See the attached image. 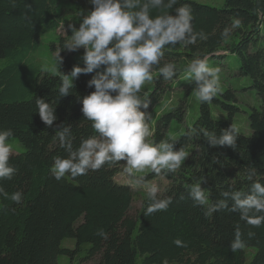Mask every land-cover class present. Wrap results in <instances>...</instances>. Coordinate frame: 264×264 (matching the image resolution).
I'll list each match as a JSON object with an SVG mask.
<instances>
[{
	"label": "trees",
	"instance_id": "16d2710c",
	"mask_svg": "<svg viewBox=\"0 0 264 264\" xmlns=\"http://www.w3.org/2000/svg\"><path fill=\"white\" fill-rule=\"evenodd\" d=\"M66 1L83 12L93 7L89 0ZM60 3L0 0V58L8 60L0 66V130L12 129L9 140L18 138L26 148L10 158L16 174L0 181L8 193H23L20 204L0 197V264H58L59 255L73 257L83 244L90 245L85 260H96L97 264H244L246 247L256 248L250 264H264V224H247L239 212L230 211L231 201L228 208L206 217L205 209L194 206L188 193L191 185L201 183L211 204L224 199L223 191L247 192L254 181L264 183V0H225L223 7L179 0L169 10L174 13L175 7L189 4L194 30H203L208 39H198L187 47H166L159 66L174 62L178 72L165 80L159 66L154 67V85L147 100L160 99L171 82L188 73L187 66L194 57L233 53L239 57V74L252 79L260 105L249 114L250 135L238 131L235 148L212 147L202 133H188L204 129L218 136L233 125L240 107L232 88L219 91L211 102L200 101L194 123L174 140L177 149L188 153L186 160L175 172L159 174L168 184L158 197H171L172 203L166 211L148 216L144 215L151 203L147 194L142 196L140 208L134 209L136 191L116 180L124 161L106 163L75 178L66 174L57 181L52 175L54 159L68 156L57 137L61 123L71 126L74 149L82 139L96 134L91 121L83 117L81 98L94 91L87 82L96 71H103L101 67L81 74L73 80L70 94L60 97L63 73H70L75 65L83 67L84 62L77 61L76 51L62 50V63L55 59L56 73L44 71L37 63L34 53L43 33L62 25H79L78 19L63 17ZM68 38L60 36L52 42L54 54ZM182 84L187 85V95L195 86L191 79ZM37 97L56 106L53 126L45 125L36 112ZM213 104L227 114L226 118L213 116ZM185 113L183 99L158 117L155 144L164 139L172 120L183 121ZM159 175L151 171L148 177ZM237 226L244 246L233 252L230 245ZM98 229L107 233V239L97 235ZM249 232L254 235L249 237ZM65 238H74L77 249L62 247ZM176 239L186 246L178 247L173 242Z\"/></svg>",
	"mask_w": 264,
	"mask_h": 264
},
{
	"label": "clouds",
	"instance_id": "9594fccd",
	"mask_svg": "<svg viewBox=\"0 0 264 264\" xmlns=\"http://www.w3.org/2000/svg\"><path fill=\"white\" fill-rule=\"evenodd\" d=\"M93 6L83 15L78 27L69 25L70 38L64 40L56 51L55 59L60 65L63 61L62 50L77 51L84 49L82 60L84 66H73L70 73H63L59 96L70 94L73 80L81 74H96L87 82L94 91L81 98L83 117L91 121L95 135L81 140L73 148L74 137L71 126L60 124L57 132L59 145L67 151L66 158L56 157L51 167L53 177L59 181L66 174L75 178L97 171L106 163L124 161L125 171L129 175L150 169L156 174L175 172L188 156L182 148L177 149L174 143L154 144L149 141L152 135L150 119V102L141 96L146 81L153 79V68L160 65L168 46L182 44L185 47L195 45L197 40L206 41L207 34L194 30V14L189 4L175 7L179 0H89ZM157 14L153 15V11ZM239 21H237V24ZM227 34V30L224 33ZM186 71L194 80L198 99L208 103L220 91L219 66L210 67L206 55H198L188 64ZM178 72L174 62L159 66V73L165 80H171ZM37 111L42 122L48 127L57 120L56 106L36 98ZM212 147L229 146L235 148L238 129L230 125L220 135L201 129L189 132V135L200 134ZM12 129L0 130V181L12 179L18 171L9 163L13 149L9 138ZM254 172L249 175L252 179ZM147 196L151 201L144 215L166 211L172 203L171 197L159 198L160 191L156 184L147 187ZM194 206L203 207L204 215L229 207L230 211L239 212L240 218L247 224L260 227L264 224V183L254 181L250 189L223 191L224 199L209 203V194L201 183L189 187ZM0 197L20 204L23 193H8L0 186ZM97 235L107 239L103 229ZM249 237L254 233L249 232ZM178 247L186 246L180 239L173 241ZM244 246L239 226L234 232L231 250L236 252Z\"/></svg>",
	"mask_w": 264,
	"mask_h": 264
},
{
	"label": "rangeland",
	"instance_id": "374dc122",
	"mask_svg": "<svg viewBox=\"0 0 264 264\" xmlns=\"http://www.w3.org/2000/svg\"><path fill=\"white\" fill-rule=\"evenodd\" d=\"M199 3L209 4L216 7H223L225 0H195ZM60 9L62 10V15L67 19H78V23L82 20L83 15L87 12L79 11L75 6L69 4L66 0H61ZM78 27V25H77ZM67 26L62 25L58 29L50 30L43 33L39 39L38 48L34 53L37 63L44 71H49L51 73H56L55 68V54L52 51V42H56L60 36L71 35L70 30L67 31ZM224 53V51H220ZM84 49L80 48L75 52V57L78 62H82V56ZM8 60L0 58V66L7 63ZM208 63L210 67L219 66L221 68L220 73V91L224 92L227 89L232 88L236 94L237 104L240 107V111L236 114L234 118L233 125L243 134L250 135L252 133L249 114L253 107H258L260 105V98L256 93V90L252 86V79L248 76H243L239 74V57L233 53H228L224 57H209ZM193 80L189 73H185L179 79L171 82V87H167L166 91L163 93L162 97L158 100L151 101L149 112H150V129L152 135L148 138L149 141L155 144L154 134H155V124L161 115L166 111L174 109L180 102L185 100V118L180 121L174 118L170 123L168 130L164 139L160 142H171L177 136L183 133L187 127H191L195 119L199 115L200 100L197 97L196 86H192L190 93L187 95L186 86L183 85V81ZM154 82L152 80L146 81L142 89L141 96L149 97L152 92ZM212 114L215 118H226V113L222 111L219 107L212 105ZM12 146L13 153H20L25 151V146L18 138H12L9 140ZM158 143V144H160ZM126 163L122 165L121 171L116 175V180L119 183L130 184L136 191V198L134 201V209H139L141 205L142 196L147 194V187L156 184L162 193L168 184V181L161 175L149 178V173L152 171L150 169H145L143 172H137L135 175H129L126 171ZM62 247L70 248L72 250L77 249L76 240L74 238H65L62 241ZM90 247L89 244H83L80 250H77L73 257L68 255H59L58 264H97L96 260H85L87 255V250ZM256 252L254 247H246V260L244 264H250L253 255ZM168 264H180L177 262Z\"/></svg>",
	"mask_w": 264,
	"mask_h": 264
}]
</instances>
